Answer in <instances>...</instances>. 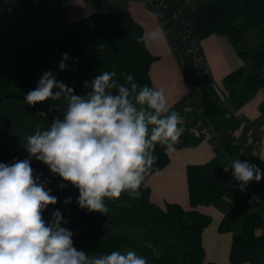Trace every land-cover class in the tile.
<instances>
[{
	"label": "trees",
	"instance_id": "1",
	"mask_svg": "<svg viewBox=\"0 0 264 264\" xmlns=\"http://www.w3.org/2000/svg\"><path fill=\"white\" fill-rule=\"evenodd\" d=\"M263 24L264 0H206L198 8V34L202 39L224 35L238 47L251 30ZM141 37L143 40L138 42ZM64 53L69 54L68 68L60 71L58 65ZM239 54L246 65L228 74L223 84L230 97L243 104L254 91L264 89V42L239 50ZM157 59L147 46L144 27L128 11L93 14L61 24L54 33L26 34L0 47V102L14 99L26 103L25 94L36 88L47 70H52L69 87L76 81L80 95L88 91L85 81L105 71H115V79L121 83L125 82L123 74L128 73L138 85L154 87L150 67ZM188 103L189 110L180 125L185 127L179 141L182 147L192 143L193 134L188 130L190 117L197 116L205 126L212 125L219 133L223 112L221 103L214 98L213 87L192 91ZM65 104L61 99L35 107L27 105L47 114L40 116L49 128L54 119L63 117ZM261 109L264 113V104ZM220 139L222 144L213 160L187 167L190 210L178 203L162 207L152 201L148 180L170 163L168 151L157 145L158 159L140 188V198L129 199L127 193L117 199L106 198L109 209L106 216L80 209L76 203L78 190L53 176L49 169L34 173L42 182L50 181L46 187L58 197L57 204L49 205L43 213L44 219H50L55 209L61 210L68 221L64 226L74 234V246L90 256L112 251L125 253L130 248L152 264H218L206 263L203 233L212 217L197 207L215 204L234 189V177L224 170L229 159L248 161L264 172V159L253 152V146L240 140L234 143L231 138ZM62 183L65 187L61 190L58 185ZM247 188L259 200L256 208L249 204ZM68 197L72 202L65 205ZM261 228H264V177L260 182H249L243 191L237 186L235 205L220 224V232H236L230 253L232 264H264Z\"/></svg>",
	"mask_w": 264,
	"mask_h": 264
},
{
	"label": "clouds",
	"instance_id": "2",
	"mask_svg": "<svg viewBox=\"0 0 264 264\" xmlns=\"http://www.w3.org/2000/svg\"><path fill=\"white\" fill-rule=\"evenodd\" d=\"M163 35L154 30L149 38L155 42ZM68 60L64 53L60 71L67 70ZM116 75L115 71L96 75L84 82L86 94L79 95L47 70L36 88L25 94L32 107L49 100L63 99L66 104L62 118L47 129L37 127L25 138L27 158L0 162V264H147L134 250L90 256L77 249L61 210L44 219L43 213L57 204L58 197L46 187L50 181L42 182L31 166L34 158L76 188V203L88 212L106 216L105 199H117L122 193L140 198V188L158 159L156 146L174 150L183 133V117L168 107L162 88L140 86L128 73L121 83ZM38 114L47 115L43 110ZM229 169L241 191L264 177L257 165L239 158L224 168ZM58 187L62 190L65 184ZM71 202V197L64 200L65 205Z\"/></svg>",
	"mask_w": 264,
	"mask_h": 264
},
{
	"label": "crops",
	"instance_id": "3",
	"mask_svg": "<svg viewBox=\"0 0 264 264\" xmlns=\"http://www.w3.org/2000/svg\"><path fill=\"white\" fill-rule=\"evenodd\" d=\"M206 0H0V47L30 33H54L61 24L73 23L97 13L128 11L145 29L150 52L158 56L150 67L155 88L164 90L168 107L183 119L189 110L192 91L213 87L214 98L222 105L219 134L235 143L243 141L253 146V152L264 159V89L252 93L243 104L230 97L223 84L231 72L246 65L239 50L250 49L248 43L234 46L224 35L200 38L198 8ZM153 12L159 15L153 18ZM164 35L152 41L150 33ZM247 36V35H246ZM246 36L242 40H245ZM37 127L47 129L41 116L26 103L8 99L0 102V162L11 164L28 157L24 146L26 137ZM183 131L184 126H181ZM188 130L193 134L189 146L168 151L170 163L148 180L152 201L162 207L178 203L192 209L187 167L213 160L217 148L208 137L204 122L197 116L188 119ZM181 137V136H180ZM258 145V146H256ZM34 173L48 169L31 161ZM237 187L225 198L197 209L212 217L203 233L206 263L232 264L230 253L236 232H220L225 214L235 205ZM264 255V249H262Z\"/></svg>",
	"mask_w": 264,
	"mask_h": 264
},
{
	"label": "built area",
	"instance_id": "4",
	"mask_svg": "<svg viewBox=\"0 0 264 264\" xmlns=\"http://www.w3.org/2000/svg\"><path fill=\"white\" fill-rule=\"evenodd\" d=\"M205 130H206L208 137H210V139H212V141L214 142L216 148L221 147V144H222L221 139H220L221 136L218 133V131L212 125L205 126ZM232 161H233L232 159H229L227 168L230 167ZM229 171L232 174V169H229ZM246 192L248 194V201H249L250 206L252 208H256L259 204V200L257 196L253 193V191L250 188H247ZM260 231L261 232L264 231V228H261Z\"/></svg>",
	"mask_w": 264,
	"mask_h": 264
},
{
	"label": "rangeland",
	"instance_id": "5",
	"mask_svg": "<svg viewBox=\"0 0 264 264\" xmlns=\"http://www.w3.org/2000/svg\"><path fill=\"white\" fill-rule=\"evenodd\" d=\"M263 29H264V24L261 25V26H259V27H257V28H254L253 30H251V31L247 34L245 40H244L243 42H241V43H242L243 45H245L246 43H248L249 46L253 47V46L257 45V44H260V43L264 42V32H263ZM72 87H74V89H75V93L80 95L79 90H78V84H77L76 81H73V83H72ZM237 186H238V183L235 182V183H234V188H236ZM129 250H132V249H130V248L126 249V252L129 251ZM126 252H125V253H126ZM136 253H137V252H136ZM137 254H138V253H137ZM138 255H139V254H138ZM146 260H147V259H146ZM147 264H152V263H150V262L147 260Z\"/></svg>",
	"mask_w": 264,
	"mask_h": 264
},
{
	"label": "water",
	"instance_id": "6",
	"mask_svg": "<svg viewBox=\"0 0 264 264\" xmlns=\"http://www.w3.org/2000/svg\"><path fill=\"white\" fill-rule=\"evenodd\" d=\"M47 220H49V219H47Z\"/></svg>",
	"mask_w": 264,
	"mask_h": 264
}]
</instances>
